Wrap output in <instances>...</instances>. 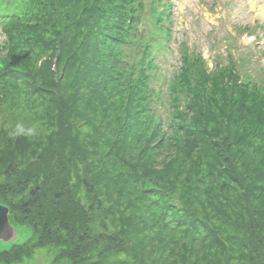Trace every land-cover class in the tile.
Returning <instances> with one entry per match:
<instances>
[{
    "label": "trees",
    "instance_id": "obj_1",
    "mask_svg": "<svg viewBox=\"0 0 264 264\" xmlns=\"http://www.w3.org/2000/svg\"><path fill=\"white\" fill-rule=\"evenodd\" d=\"M169 19L0 0V202L31 229L0 262L264 264V75L185 43L166 74Z\"/></svg>",
    "mask_w": 264,
    "mask_h": 264
},
{
    "label": "rangeland",
    "instance_id": "obj_2",
    "mask_svg": "<svg viewBox=\"0 0 264 264\" xmlns=\"http://www.w3.org/2000/svg\"><path fill=\"white\" fill-rule=\"evenodd\" d=\"M173 13V49L158 62L164 69L166 61L179 65L178 44L186 41L189 49L200 51L208 59V67L216 58L230 52L246 67L264 75V0H171ZM9 8V7H8ZM5 39L0 24V44ZM132 47V46H130ZM135 48V47H134ZM131 49V48H130ZM129 50V47H128ZM128 54V51H126ZM130 52V50H129ZM235 58V59H236ZM31 235L25 224L18 226L16 242L23 243ZM15 242L0 240V251ZM51 254L39 249L34 256L16 264H51ZM0 264H4L0 262Z\"/></svg>",
    "mask_w": 264,
    "mask_h": 264
},
{
    "label": "water",
    "instance_id": "obj_3",
    "mask_svg": "<svg viewBox=\"0 0 264 264\" xmlns=\"http://www.w3.org/2000/svg\"><path fill=\"white\" fill-rule=\"evenodd\" d=\"M19 225L12 218L9 205L0 202V240L18 243L16 239Z\"/></svg>",
    "mask_w": 264,
    "mask_h": 264
}]
</instances>
